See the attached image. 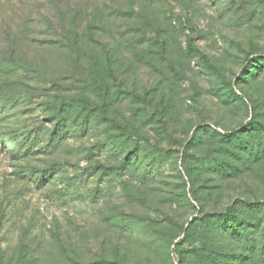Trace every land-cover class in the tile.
Returning <instances> with one entry per match:
<instances>
[{
    "label": "rangeland",
    "instance_id": "374dc122",
    "mask_svg": "<svg viewBox=\"0 0 264 264\" xmlns=\"http://www.w3.org/2000/svg\"><path fill=\"white\" fill-rule=\"evenodd\" d=\"M256 57L264 0H0V85L18 87L0 100V264H264L261 231L201 221L264 201V162L222 180L195 133L249 121L251 101L264 123ZM104 88L107 114L85 110Z\"/></svg>",
    "mask_w": 264,
    "mask_h": 264
},
{
    "label": "trees",
    "instance_id": "16d2710c",
    "mask_svg": "<svg viewBox=\"0 0 264 264\" xmlns=\"http://www.w3.org/2000/svg\"><path fill=\"white\" fill-rule=\"evenodd\" d=\"M90 31V30H89ZM188 48L192 49L194 52H198L193 46L191 41L187 42ZM88 59L91 62V68L94 69V61L93 57L90 56ZM253 62L259 63L264 67V57H256ZM206 68L214 74H218L217 69L210 65L207 61L204 62ZM251 63V62H250ZM99 65V64H98ZM95 66V69L98 72V78H100L101 83L103 84L104 76H106V68ZM245 71V69H244ZM261 71H258L256 75H259ZM246 75V74H245ZM94 79V76H91ZM95 81V79H94ZM103 81V82H102ZM104 86V85H103ZM16 86L11 84L1 86L0 85V100H11L13 99V95L11 93L12 90H17ZM225 94L226 102L231 106H249L247 105L246 97L243 94L238 95L236 91L232 88L230 84L223 89ZM104 95L102 96V104L100 106L91 105L88 100L81 99L80 103L85 110H96L102 113L104 116L107 114V108L110 106L111 96H109V89L104 88ZM249 101V100H247ZM250 107H252V117L249 121L245 123H235L230 127H226L225 125L221 126L219 124L205 125L204 127H197L195 133H199L201 130L208 133L210 136V144L211 147H216V152L211 156V160L207 161L205 165L208 168L210 173L216 174L222 180H234L240 176L241 172L244 169H249L255 164H261L264 162V123L257 120V116H260L261 113H257V105L255 102H249ZM211 127V128H209ZM221 127L222 132L217 131V128ZM203 128V129H202ZM125 133L128 131L126 129L123 130ZM0 141L3 143L5 141L4 137H0ZM141 141H144L141 139ZM19 148L16 149L18 151ZM233 204L231 206H226L222 211L219 212H207L204 214V217L201 218V221L209 218L211 221L219 220L218 222L225 220L227 226L223 231V236L231 230L232 239L236 238L239 243L246 242V234H242V230L247 232L246 230L249 227H253L258 231L263 233L264 238V215L263 216H252L250 221H246L234 215L235 211L238 208H243L245 211L250 212H263L264 213V201H242L240 199H232ZM242 209V210H243ZM231 219L233 221H231ZM236 222V223H235ZM249 222V224L247 223ZM235 223V224H233ZM242 229V230H241ZM182 231V227L179 228V231Z\"/></svg>",
    "mask_w": 264,
    "mask_h": 264
}]
</instances>
